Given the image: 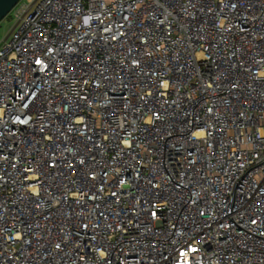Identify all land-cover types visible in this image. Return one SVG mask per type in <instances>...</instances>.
I'll return each mask as SVG.
<instances>
[{"label": "built area", "instance_id": "obj_1", "mask_svg": "<svg viewBox=\"0 0 264 264\" xmlns=\"http://www.w3.org/2000/svg\"><path fill=\"white\" fill-rule=\"evenodd\" d=\"M12 12L0 264H264V0Z\"/></svg>", "mask_w": 264, "mask_h": 264}, {"label": "rangeland", "instance_id": "obj_2", "mask_svg": "<svg viewBox=\"0 0 264 264\" xmlns=\"http://www.w3.org/2000/svg\"><path fill=\"white\" fill-rule=\"evenodd\" d=\"M15 27V20L13 12L11 11L1 22H0V43L6 39L11 38L12 31Z\"/></svg>", "mask_w": 264, "mask_h": 264}, {"label": "water", "instance_id": "obj_3", "mask_svg": "<svg viewBox=\"0 0 264 264\" xmlns=\"http://www.w3.org/2000/svg\"><path fill=\"white\" fill-rule=\"evenodd\" d=\"M20 0H0V22L14 9Z\"/></svg>", "mask_w": 264, "mask_h": 264}]
</instances>
